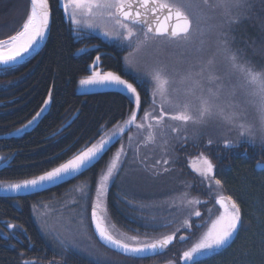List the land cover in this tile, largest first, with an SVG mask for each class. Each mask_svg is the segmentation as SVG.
Returning <instances> with one entry per match:
<instances>
[{
	"label": "snow or ice",
	"instance_id": "1",
	"mask_svg": "<svg viewBox=\"0 0 264 264\" xmlns=\"http://www.w3.org/2000/svg\"><path fill=\"white\" fill-rule=\"evenodd\" d=\"M59 3L75 36L90 37L86 30L98 29L110 46L115 44L127 52L121 57L119 72L103 70L102 56L106 53L100 52L99 45H93L98 54L87 66L91 75L79 81L82 86H99L126 94L127 116L111 129L105 130L108 122L101 125L98 138L93 137L75 151H72L75 141L67 145L72 154L49 170L15 183L0 181V191L27 194L66 183L96 167L114 144L136 129L144 133L136 147L129 144L126 148L120 143L100 169L98 179L79 188V199L72 201V206L79 207V220L88 219L103 244L134 260L163 252L177 238L181 242L192 239L191 235L178 237V233L191 232L194 227L203 232L183 251L180 257L183 264H201L204 258L230 247L234 236L244 227L241 205L232 195L222 194L224 182L216 178L217 166L203 151L189 157L188 162L220 209L214 218L209 215L207 220H201L202 213L197 206L206 202L189 198V193L184 191L178 203L172 202L177 211L186 213L179 228L156 237L128 236L113 230L108 200L109 191L115 186L118 202L142 211L146 205L130 200L117 184L128 161L131 159L146 167L140 149L151 145L153 151L158 150L165 158L157 159L150 171L160 175L156 165H163V173H167L170 165L176 162L173 159L176 147L187 146L189 142L196 144L210 123L217 124L220 130L217 140L225 149L238 147L243 139L264 152V63H256L244 48L236 47L234 35L244 20L252 17L254 0H59ZM261 8L264 10V0H261ZM51 18L49 0H30V12L20 30L0 39V74L15 71L38 54L41 42L46 41L51 32ZM249 46L255 54L254 42ZM260 53L264 59V37ZM53 100L49 92L43 101L44 107L16 132L19 134L35 123ZM147 104L151 105L150 109L144 107ZM229 134H234L231 139ZM217 140L208 138L205 146L211 147ZM64 151L54 154L55 158L59 160ZM10 159L0 156L5 165ZM48 162H52V158ZM193 219L198 221L195 225ZM172 223V220L157 221L153 216L143 227L163 229ZM18 227L23 231L20 225L6 224V229ZM5 239L20 242L16 232H5ZM52 239L64 257L73 250L86 251L81 250L75 240L59 239L56 233H52ZM86 254L92 258L89 264H114L108 257L91 251ZM21 264H37V261L22 259ZM50 264L67 262L65 259Z\"/></svg>",
	"mask_w": 264,
	"mask_h": 264
},
{
	"label": "trees",
	"instance_id": "2",
	"mask_svg": "<svg viewBox=\"0 0 264 264\" xmlns=\"http://www.w3.org/2000/svg\"><path fill=\"white\" fill-rule=\"evenodd\" d=\"M49 2L52 25L43 49L15 71L0 74V153L3 157H11L6 165L4 161L0 165V181L29 178L49 170L72 154L67 150V145L75 141L72 149L75 151L97 137L101 125L108 122V128L105 129L108 130L127 116L129 104L126 94L113 89H79L80 78L90 73L87 66L98 54L93 45H99L100 52L106 53L102 56V68L106 70L119 72L121 57L126 51H121L115 44L110 46L106 37L92 30H86L90 37L75 36L59 0ZM29 12L30 0H0V39L20 30ZM234 35L237 38L236 47L244 48L256 63H264L260 53L261 38L264 37L261 0H254L252 17L245 19ZM253 42L255 54L253 47L249 46ZM49 92L54 100L48 110L18 134L16 130L24 128L36 112L44 107L43 101ZM144 107H149V104ZM206 136H202L196 144L189 142L187 146L176 147V162L173 164L176 175H168L171 177L167 179L138 178L128 170L130 166L125 165L117 184L130 200L146 207L140 211L118 202L115 198L117 188L113 186L108 200L109 221L115 228L113 230L143 238L145 234L156 237L179 228L184 219L181 218L183 211H177L172 202L178 203L177 198L183 191L206 202L198 206L202 213L201 220L215 214L213 194L192 174L188 162L191 155L203 151L217 166L216 178L224 182L222 190L240 203L244 227L233 238L230 247L204 258L201 264H264V152L244 140L239 141L238 147L225 149L216 138L217 143L206 147L209 138ZM116 146H112L96 167L66 183L35 193H0V264H21L22 259L35 260L37 264H50L65 259L67 264H89L92 258L86 254L87 251L108 257L114 264H157L165 255L180 258L184 242L178 238L163 253L134 260L105 246L96 237L88 219L83 220L88 225L86 236L78 235L76 230H69H74L80 223L77 216L79 207L72 206V201L79 199V188L88 181L95 182L98 179L100 169L105 166ZM62 149L65 151L57 160L54 154L61 153ZM49 158H52V162H48ZM184 180L193 187H183ZM153 216L157 221L164 219L172 220L173 223L168 228L145 229L144 223L149 222ZM7 223L20 225L23 231L19 227L6 229ZM196 223L197 220L193 219V225ZM195 229V233H192L193 229L191 234L186 233L192 237L198 236L200 229ZM65 230L72 232L69 239L75 240L80 249L86 251L73 250L66 257L60 255L52 233L63 239ZM5 232L18 233L20 242L16 239L6 240ZM181 233L184 231L179 232L178 236Z\"/></svg>",
	"mask_w": 264,
	"mask_h": 264
},
{
	"label": "rangeland",
	"instance_id": "3",
	"mask_svg": "<svg viewBox=\"0 0 264 264\" xmlns=\"http://www.w3.org/2000/svg\"><path fill=\"white\" fill-rule=\"evenodd\" d=\"M92 31L101 34V32H100L98 29H97V30H92ZM101 35H102V34H101ZM169 51H171V50H169ZM125 55H127V52H126ZM103 70H106V69H103ZM108 70H111V69H108ZM113 71H115V70H113ZM88 75H91V72H90L89 74H86V75L82 76V77L80 78V80L86 78ZM125 78H127V77H125ZM79 89H80L81 91H92V90L109 89V88H102V87H99V86H82V85H80V83H79ZM150 107H151V105L149 104V107H147L146 109H150ZM249 111L251 112V109H250ZM122 121H123V120H121V121L118 122V123H121ZM111 128H112V127H111ZM111 128H110V129H111ZM203 131H204V133H205L209 138H212L213 140H216V138H218V136L220 135V130L218 129L217 124H215V123H210L209 126H208L207 128L203 129ZM143 135H144V133H143L142 131L138 132L136 129H132L130 132H128V133H126V134L124 135V137H123V139H122L121 141H119L118 143H116L117 146H116V148L114 149L113 153L119 148L120 143L125 144L126 148H127V145H129V144H131L133 147H136L137 143L141 141V137H142ZM233 135H234V134H229V138L231 139ZM129 136L132 137V140H131V141L129 140ZM207 136H206V137H207ZM208 137H207V138H208ZM242 140H243V139H242ZM242 140H240V141H242ZM113 153H112V154H113ZM131 155H132V154L129 153V156H130V157H131ZM175 155H176V152L173 154V159H175ZM195 155H197V154H193V155H191V157H194ZM0 156H4V155H3L2 153H0ZM140 157H143V158H144L146 167H142V166H140L139 163H133V161H132L131 159H130V160L128 161V163H127V164L130 166V167H127L128 170H130V171H132L133 173H135L136 177H138V178L149 177V178H153V179L158 178L159 180H164V179H167V178H169V177H171V176H173V175H176V174H174V173H175L174 169L176 168V167H175V168L173 167V164H174V163L170 165V169H171V170H169L167 173H163V165H156V172L162 173V174H160V175H156V174H154V173H152V172L150 171L151 168L154 166L155 161H156L157 159L162 160V159L165 158V157H163V156L161 155V153H160L158 150L153 151V148H152L151 145L141 147V149H140ZM2 163H3V161H0V165H1ZM146 168H147V170H146ZM191 171H192V170H191ZM193 173H194V172L192 171V174H193ZM194 174H195V173H194ZM168 175H171V176H168ZM177 175H179V174H177ZM184 175H185V174H184ZM195 175H196V174H195ZM196 176H197V175H196ZM29 178H31V177H29ZM29 178H24V179H29ZM197 178H199V177L197 176ZM21 180H23V179L4 180V181H5V182H13V183H15V182H19V181H21ZM160 183H161V185H162V182H160ZM186 184H188L187 181H185V180L182 181V186H183V187H185ZM183 192H184V191H183ZM0 193H4V192H3V191H0ZM9 194H16V193H9ZM222 194L226 195L225 192H224V190H222ZM189 198H195V197L192 196L191 194H189ZM177 199H178V198H177ZM213 208H214V211L216 210V213L213 214V215H211V216L214 218L215 215L219 214L220 209L218 208V206L216 205V203L213 205ZM197 210H198V206H197ZM185 215H186V213L183 211V214H182L181 218H182V219L185 218ZM205 220H207V219H205ZM109 222H110V221H109ZM197 222H198V221H197ZM86 223H87V222H85V221H80L79 225L76 226L74 230H71V229H69V230H70V231H75V230H76V232H77L78 235L86 236V234H88V229H87V226H88V225H87ZM110 224L112 225V223H110ZM194 225H195V224H194ZM113 228H114V227H113ZM67 229H68V228H67ZM114 229H115V228H114ZM173 230H174V229H173ZM171 231H172V230H171ZM171 231H170V232H171ZM115 232L117 233V231H115ZM195 232H197V230H196L195 228H193L192 233H195ZM202 232H203V229H200V232L198 233V235L201 234ZM189 233H190V232H189ZM190 234H191V233H190ZM64 235H65V237L71 238L72 232H69V231L65 230V231H64ZM188 235H189V234H188ZM234 237H235V236H234ZM197 238H198V236H193L192 239H190V240L184 242L183 245H182V253H183V251H185L187 248H189V247L195 242V240H196ZM176 246H179V244L176 243ZM182 253H181V255H182ZM180 257H181V256H180ZM169 261H175V264H183V261H182L180 258H179V259L170 258V256H168V255H165V256L163 257V259L160 260L159 263H157V264H169Z\"/></svg>",
	"mask_w": 264,
	"mask_h": 264
},
{
	"label": "water",
	"instance_id": "4",
	"mask_svg": "<svg viewBox=\"0 0 264 264\" xmlns=\"http://www.w3.org/2000/svg\"><path fill=\"white\" fill-rule=\"evenodd\" d=\"M51 6V5H50ZM51 25H52V18H51V22H50V28H51ZM50 35V34H49ZM49 37V36H48ZM47 40H48V38L46 39V41H44V42H41V44H40V46H39V48L37 49V52L38 53H40V51L43 49V47L45 46V44H46V42H47ZM37 54H35L34 56H36ZM33 56V57H34ZM32 57V58H33ZM31 58V59H32ZM181 235H187V234H181ZM105 245V244H104ZM105 246H107V245H105ZM108 248H110V249H112L110 246H107ZM114 250V249H113ZM117 251V250H116ZM165 251V250H164ZM163 251V252H164ZM163 252H160V253H158V254H155V255H153V256H157V255H159V254H161V253H163ZM150 257H152V256H150ZM148 258V257H147Z\"/></svg>",
	"mask_w": 264,
	"mask_h": 264
}]
</instances>
